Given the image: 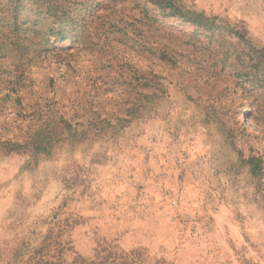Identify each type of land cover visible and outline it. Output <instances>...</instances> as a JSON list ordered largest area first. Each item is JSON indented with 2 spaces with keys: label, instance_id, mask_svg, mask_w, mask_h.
<instances>
[{
  "label": "rangeland",
  "instance_id": "rangeland-1",
  "mask_svg": "<svg viewBox=\"0 0 264 264\" xmlns=\"http://www.w3.org/2000/svg\"><path fill=\"white\" fill-rule=\"evenodd\" d=\"M183 1L264 48V0ZM135 7L90 21L80 44L55 43L59 55L41 56L20 26L0 30V99L18 71L28 114L17 119L8 101L0 138L38 130L55 142L35 160L0 154V264L57 223L72 249L66 262L106 241L168 264H264V121L250 117L228 69L183 45L192 27L148 28Z\"/></svg>",
  "mask_w": 264,
  "mask_h": 264
},
{
  "label": "trees",
  "instance_id": "trees-1",
  "mask_svg": "<svg viewBox=\"0 0 264 264\" xmlns=\"http://www.w3.org/2000/svg\"><path fill=\"white\" fill-rule=\"evenodd\" d=\"M126 1L134 3L139 10V16L134 21L148 28L157 30L162 21L167 19H177L192 27L190 34L183 35V45L212 56L213 66L219 67L221 72L228 69L236 85L240 87L244 100L250 102L248 107L254 108L256 117L251 112L250 117L258 124L264 121V117L257 116V111L260 115L264 111V48L253 44L243 26L198 12L183 0H143V3L141 0H6L0 8L3 26L0 30L16 32L20 26L24 29V34L33 33L36 41L41 43V56L54 52L59 55L66 51L53 47L55 43L70 39L80 44L81 37L77 36L80 30L86 28L90 21L102 19L107 12L113 13L118 4ZM113 27L117 29L116 24ZM133 32L139 33L141 30L134 26ZM51 39L56 42L51 44ZM50 46L53 48H49ZM169 49L173 51L171 47ZM14 79L16 82L10 94L0 99V113L9 105V101L10 108L16 110L14 116L24 121L28 114L18 95L22 90V86H17L21 79L18 71ZM135 108L137 112L144 111L141 104ZM69 124L65 122L64 127L72 131ZM75 135L83 137L81 134ZM53 143L51 133L50 137L41 136L38 130H34L22 136L0 138V154L27 155L35 160L42 146ZM248 162L254 168L257 167L253 158ZM63 236V226L54 224L37 245L17 247L7 264H168L162 258H154L143 248L124 250L115 242L106 241L96 246L91 257L72 252L70 261L66 262L64 256L72 249L67 241L62 240Z\"/></svg>",
  "mask_w": 264,
  "mask_h": 264
}]
</instances>
